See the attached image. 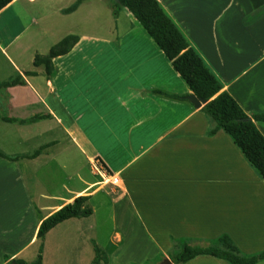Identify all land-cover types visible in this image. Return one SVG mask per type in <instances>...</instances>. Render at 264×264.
Segmentation results:
<instances>
[{
	"label": "crops",
	"instance_id": "crops-1",
	"mask_svg": "<svg viewBox=\"0 0 264 264\" xmlns=\"http://www.w3.org/2000/svg\"><path fill=\"white\" fill-rule=\"evenodd\" d=\"M70 1L58 6L62 34L52 42L50 0H13L0 10V80L36 72L25 76L27 84L0 91V111L20 119L47 115L29 123L0 119L5 154L41 148L33 157L0 156V264L34 261L42 221L80 195L90 196V206L101 191L112 200L121 234L104 264H137L116 261L134 234L151 235L165 253L176 254L183 240L207 246L224 234L242 254L264 251V178L228 132L210 133L216 122L204 111L207 100L197 107L188 99L195 93L126 6L114 14L111 0H83L66 13L76 0ZM158 1L223 90L251 118L264 113V0ZM69 34L79 41L54 57L51 75L33 64ZM254 121L264 135V120ZM81 155L99 178L70 188L81 179ZM80 218L46 234L43 264H71L48 261L46 243L55 231L76 234L70 225ZM95 256L77 264H92ZM181 264L231 263L201 254Z\"/></svg>",
	"mask_w": 264,
	"mask_h": 264
},
{
	"label": "trees",
	"instance_id": "trees-1",
	"mask_svg": "<svg viewBox=\"0 0 264 264\" xmlns=\"http://www.w3.org/2000/svg\"><path fill=\"white\" fill-rule=\"evenodd\" d=\"M12 1L0 0V10ZM111 1L113 2L114 14H117L123 5L135 15L165 52L175 69L186 80L193 92L199 98L207 100L204 111L216 122V126L210 133L213 134L220 129L228 132L264 178V135L254 121L264 120V113H255L252 116L253 119L245 120L249 115L229 92L223 90V84L206 65L200 54L190 46L188 39L164 11L158 0ZM82 2L83 0H76L72 5L65 8L64 12L69 13L76 10ZM78 41L79 36L76 34L65 36L51 47L48 54H36L33 64L35 66L44 65L47 74L51 75L54 69V57L68 53ZM34 74H36L35 71H26L24 75L18 72L6 80H0V91L16 85H25L27 84L25 76ZM171 96L180 98L179 95ZM46 116L45 114H36L26 119H20L4 115L0 111V119L8 122L29 123L38 121ZM40 151L41 148L29 154L11 156L0 149V156L8 159H19L21 157L36 156ZM89 198V195H80L73 202L64 205L44 219L37 232L40 246L36 259L32 262L17 259L16 264H43L46 234L67 219L91 215L93 209L88 205ZM94 246L96 256L92 264L99 262L101 253V248L97 244ZM201 254L223 258L231 264H256L264 259V251L252 255L242 254L231 237L224 234L217 239L216 243L207 246H195L183 240L181 248L173 256V260L176 264H181Z\"/></svg>",
	"mask_w": 264,
	"mask_h": 264
},
{
	"label": "rangeland",
	"instance_id": "rangeland-1",
	"mask_svg": "<svg viewBox=\"0 0 264 264\" xmlns=\"http://www.w3.org/2000/svg\"><path fill=\"white\" fill-rule=\"evenodd\" d=\"M44 1L45 0H36V4L39 5ZM49 4V13L51 15L50 20L53 23L52 28L55 32V34H52L50 37V42H52V40H58L62 34V32L58 31L60 28L58 26V20L62 17L58 11V6L69 4V0H50ZM7 15H9L8 18H10L11 14L9 11H7L2 18H7ZM0 100H3V97L0 98ZM79 161L81 179L75 177L74 181H70V188H84L85 184L87 185L91 181L99 178L92 174L91 166L83 155L79 157ZM98 163L99 162H97V164ZM106 196L102 191L96 194L94 200L90 202V206L95 209L94 214L91 216L89 215L90 217L84 216L83 218H80V223L70 225L71 228L76 229V234L70 233L71 235H63L61 237H59L60 234H57L56 231L51 234L46 243L48 261L52 258H69L71 264H77L78 261H82L81 258L87 259L89 257H94L96 253L94 245L97 243L101 247V253L100 260L96 264L107 263L110 259L111 253L116 250L120 244L121 234H115L118 229L114 218L115 213L113 203L111 198ZM76 237L79 238L77 239ZM75 238L77 239L76 241ZM92 238L93 242L91 241ZM62 241L64 242L63 245L66 247L60 246L63 250L56 249V247H58L57 243ZM86 242L90 244L89 247L86 246ZM174 254L175 250L166 251V253L163 251L161 252L152 241L151 235L134 234L131 236V240L120 249L116 261L121 259L127 261L131 259L133 262L136 260L137 264H143L149 258L154 256V260H151L146 264H161L164 258H173ZM113 264L121 263L113 262Z\"/></svg>",
	"mask_w": 264,
	"mask_h": 264
},
{
	"label": "water",
	"instance_id": "water-1",
	"mask_svg": "<svg viewBox=\"0 0 264 264\" xmlns=\"http://www.w3.org/2000/svg\"><path fill=\"white\" fill-rule=\"evenodd\" d=\"M115 1L119 2L120 0H115ZM188 99L191 100L195 104V106H197V107H199L203 102L206 101L205 99L199 98L196 94L189 95ZM250 119H252L250 116L245 118V120H250ZM162 263L163 264H172V262L170 261V259L168 257H166L162 261Z\"/></svg>",
	"mask_w": 264,
	"mask_h": 264
},
{
	"label": "built area",
	"instance_id": "built-area-1",
	"mask_svg": "<svg viewBox=\"0 0 264 264\" xmlns=\"http://www.w3.org/2000/svg\"><path fill=\"white\" fill-rule=\"evenodd\" d=\"M107 177H109V176H107ZM105 178V177H104Z\"/></svg>",
	"mask_w": 264,
	"mask_h": 264
}]
</instances>
